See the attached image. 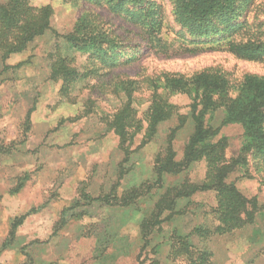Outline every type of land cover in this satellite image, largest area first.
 <instances>
[{
    "label": "rangeland",
    "instance_id": "rangeland-1",
    "mask_svg": "<svg viewBox=\"0 0 264 264\" xmlns=\"http://www.w3.org/2000/svg\"><path fill=\"white\" fill-rule=\"evenodd\" d=\"M146 1L154 17H162L161 46L147 39L149 27L133 15L134 6L126 4L118 13L116 0L103 7L86 0H31L33 7H52L51 31L20 52L6 53L0 40V264H152L153 256L146 251L138 256L141 221L167 187L200 183L204 161L167 178L128 207L83 201L112 193L122 197L151 183L153 160L171 135V145L181 156L192 133L189 120L174 134L175 117L159 124L155 138L140 145L145 117L154 90L164 93L183 116L194 93L169 94L161 82H151L165 74L187 77L209 69L229 80L228 99L241 101L249 94L241 93L242 79L264 77V59L241 58L209 46L219 36L191 38L176 23L172 0ZM247 2L238 20L229 24L242 22V32L232 34L239 41L245 40L240 34L249 39L264 35V0L241 3ZM4 3L0 0V6ZM215 25L224 27L221 21ZM84 36L111 43H102L100 51L88 46L81 50ZM113 61L120 65L112 66ZM208 117L213 128H221L219 137L227 138L226 160L237 163L238 172L229 181L246 198H256L261 208L251 226L202 245L213 253L214 264H264V157L245 149L247 137L240 124L222 126L224 109ZM125 132L137 133L127 162L121 150ZM215 202L212 192L179 202L181 214L172 216L171 225H163L164 234L153 239L163 243L161 263L184 264L177 255L166 260L168 234L173 228L189 233L209 223Z\"/></svg>",
    "mask_w": 264,
    "mask_h": 264
},
{
    "label": "trees",
    "instance_id": "trees-1",
    "mask_svg": "<svg viewBox=\"0 0 264 264\" xmlns=\"http://www.w3.org/2000/svg\"><path fill=\"white\" fill-rule=\"evenodd\" d=\"M107 1V2H105ZM115 1V0H114ZM113 5L121 13L123 6L131 4L134 7L133 15L143 19L144 27H149L147 39L157 46H161V14L154 17L150 3L146 0H116ZM174 4L175 21L183 30L190 33V37L202 39L211 35L219 36L214 44L209 45L214 49L221 48L237 57L264 59V35L260 39H249L240 34L242 39L232 38V34L242 32V22L238 21L242 6L247 8L250 4H242V0H172ZM93 7H103L113 0H86ZM248 4V5H247ZM53 11L50 5L33 7L31 0H5L0 6V40L1 49L6 53L22 51L28 42L42 36L44 32L51 31L50 21ZM223 22V29L216 28V23ZM142 26V25H141ZM264 34V32H263ZM244 36V37H243ZM67 40H69L67 38ZM83 46L81 50L88 47L101 48L104 42L111 43L102 37L84 36L80 39ZM87 44V45H86ZM110 45V44H108ZM225 49H223V47ZM110 48H115L110 45ZM106 55V52H101ZM112 66H119L117 62ZM73 70L67 71L71 74ZM161 82L166 91L181 93L193 91V101L189 106L187 116L180 115L176 108L167 102L164 93L153 91L151 107L146 114V126L143 132L141 144L150 142L156 136L158 125L177 119V126L173 133L185 126L189 120L192 133L186 140L180 154H177L171 141V135L162 152L158 154L152 164L154 180L151 183L132 189L122 197L115 193L104 198H83L85 203L112 204L128 207L137 204L141 197L148 194L156 185H163L167 178L176 177L186 169L200 161L206 163L205 177L200 183L188 184L185 181L167 187L164 193L155 202L149 215L141 221L139 230L140 252L146 251L153 256L152 264H166L159 261L161 256V245L153 243L155 236L164 234V227L171 225L172 216L181 214L178 208L179 202L190 199L197 193L212 192L216 202L211 209L213 218L210 222L200 223L192 228L189 233H183L178 228H173L168 234L169 255H177L184 259V264H214V255L210 249L202 245L203 242L213 237H223L236 231L243 230L254 223L255 217L261 206L256 198L248 199L241 194L236 185L229 181L228 177L238 171L236 161L228 162L225 152L228 147L227 138L219 137L220 127L213 128L209 124V117L218 109L225 110V118L222 126L238 123L245 131L247 137V151L252 150L264 157V77L246 76L241 81V93L249 92L245 99H228L230 82L225 75L218 71L209 69L197 72L191 76L165 74L162 79H155L151 83ZM156 87V86H155ZM125 141L121 145L125 162L129 160L133 140L137 133L125 132ZM252 152V153H253ZM262 158V157H261ZM232 164V165H231ZM144 188V190H143ZM113 191V190H112ZM199 241V242H197ZM153 243V244H152ZM198 244L202 246L198 247ZM140 258V257H138ZM142 264V263H138Z\"/></svg>",
    "mask_w": 264,
    "mask_h": 264
}]
</instances>
